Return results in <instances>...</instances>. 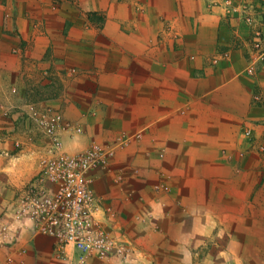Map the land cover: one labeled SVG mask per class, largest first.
I'll return each instance as SVG.
<instances>
[{"label": "crops", "instance_id": "1", "mask_svg": "<svg viewBox=\"0 0 264 264\" xmlns=\"http://www.w3.org/2000/svg\"><path fill=\"white\" fill-rule=\"evenodd\" d=\"M254 1L264 10V0ZM239 37L244 47L231 50ZM247 39L241 20L206 12L204 0H0V264L67 263L54 257L52 238L35 233L26 218L16 219L13 213L16 196L38 173L39 157L48 153V143L32 140L16 123L12 109L30 103L51 106L79 125V133L59 131L68 154L84 150L90 140L118 133L126 127L119 122L129 121L126 130L146 129L152 156L160 146L170 156L180 153L179 162L166 153L161 161L176 173L169 196L186 200L181 193L185 185L198 179L209 182L213 196L208 190L202 196L206 201L212 197V205L203 202L192 216L205 217V235L227 236L211 242L201 236L205 242L196 239L194 247L209 244L208 249L226 253L193 262L183 254L174 264H264V195L231 192L235 180L247 185L253 180L229 176L211 181L182 171L219 160V149L234 140V122L248 113V108L213 107L234 106L236 92L249 93L250 82L238 78ZM224 51H230L228 60L213 67L206 64ZM258 70L264 80V63ZM12 87L15 94L10 93ZM218 88H225V98L212 96ZM182 107L185 113L177 114ZM256 133V142L264 145V122ZM135 151L126 160L141 161L142 150ZM210 153L211 158L205 155ZM114 168L123 171L125 162L118 161ZM129 171H123L124 178ZM89 175L97 196L118 202L117 223L137 244L125 232L131 204L119 203L123 197L112 190L106 172ZM137 247L147 261L158 264L153 243ZM75 253L71 246L64 247L66 257Z\"/></svg>", "mask_w": 264, "mask_h": 264}, {"label": "rangeland", "instance_id": "2", "mask_svg": "<svg viewBox=\"0 0 264 264\" xmlns=\"http://www.w3.org/2000/svg\"><path fill=\"white\" fill-rule=\"evenodd\" d=\"M260 6L254 0H243L240 2L230 0L228 7L223 3V0H204V10L206 12H213L220 19L232 17L235 20H241L248 29V39L245 41V53H243L245 54V61L239 70L238 78L240 82H250L249 93L246 95L242 92H236L235 100L238 103L234 106H213L214 108L226 107L229 109L234 107L235 110L239 111L248 108V113L244 114V116L239 115V118L234 122V140L230 147L224 146L219 149L217 155L219 160L205 162L207 166L203 169L182 170L189 171L187 173L191 175L207 176L208 180L211 181L219 178L224 179L229 176H235L240 179L250 177L253 181L249 185L242 184L241 180L236 181L234 179L235 183L231 186L233 189L231 192L240 196L248 193L264 195V145L263 143L256 142L257 128L263 125L264 122V84L262 83L264 80L259 78L260 74L258 70L259 65L264 63V10ZM246 18L253 21L246 23L244 21ZM89 21L98 23L97 20ZM230 47L231 50L244 47L243 40L240 37L234 38ZM229 53L230 51H224L210 56L206 64L213 67L220 60L226 61L229 59ZM10 93L15 94L16 88H10ZM211 93L213 97L220 96L225 98L224 96L227 95L225 88L215 89ZM44 105L30 103L26 104L23 108L15 106L12 110L16 113V123L25 128L26 134L32 140H37L40 143L44 142V145H46V138L29 118L31 112L37 111ZM52 109L59 112L57 109ZM185 111L186 107H182L177 109V114L183 115ZM68 122L71 124L76 123L69 119ZM119 124L126 125L125 128H128L130 122H119ZM125 128H122L118 133L111 136H105L98 140H90L100 151V156L97 157L95 164L87 171L86 177L91 198V216L93 221L101 227L105 235L104 252L100 254L96 248L84 252L76 246L69 244L66 246H71L76 251L75 255L71 256L73 258L66 257L64 250L62 253L57 254L53 251L54 257L60 261L66 260V264H92V261L104 264H151L144 258L137 247V244L147 246L149 243H153L152 250H154L153 252L158 260H160L158 264H170L169 262L174 264V260L178 262L183 254H186L192 262L195 258L197 259L201 256L219 255L221 252L216 248L208 249L210 247L209 244H206L207 247H204L205 245L200 248L194 247L196 239L201 242H205V239L207 242L218 239L225 241L227 236L225 233L205 235L203 227L206 223L205 217L192 216L194 214L192 210L199 208L203 202H206L208 206L212 205V197L207 198L208 201H206L202 196L206 194L207 190L209 191L207 195L213 196L209 182L198 179L196 182L192 181L188 185H185L181 193L186 200H179V197H176L177 195L169 196L174 191L173 177L176 176V173L161 164L166 153L165 147L160 146L157 148L158 150H155V155L153 153L152 156V153L146 147L149 141L146 129L141 128L129 131ZM244 130H249L248 138L243 136ZM172 136L171 141L173 143V139L176 138L173 133ZM208 148L210 149L211 147L208 146ZM135 150H142V160L138 161V159L134 161L132 158L129 161L126 160L127 156L130 155L131 157L133 152H138ZM167 154L170 159L175 156L173 159L174 163L179 162L180 153L176 152L175 154H171V156L170 152ZM211 154L205 155L211 158ZM116 161L125 162V169L121 170L124 172L130 170L127 173L128 177H123V171H115L117 170L114 168L117 163ZM227 163L233 167L229 168ZM123 165L121 167L124 168ZM94 170L106 172L112 190L116 194H119L120 197H123V201H119V203L129 202L131 204V212L126 217V221H128L130 227L127 230L125 227V232L137 244L124 236L125 233L122 231V227L117 223V220H121L118 202H104L103 197L96 195L92 186V176L89 175V172ZM153 175L156 176L155 179ZM130 177L134 181L130 182L128 179ZM149 179H153L154 181L148 183ZM175 182L177 184V180ZM29 223L32 226L30 221ZM32 229L35 232L33 226ZM201 236L205 237V239H201ZM184 241L187 242V247L184 246ZM198 244V246H202V243ZM225 253L226 250L221 254ZM70 259L71 261H69Z\"/></svg>", "mask_w": 264, "mask_h": 264}, {"label": "built area", "instance_id": "3", "mask_svg": "<svg viewBox=\"0 0 264 264\" xmlns=\"http://www.w3.org/2000/svg\"><path fill=\"white\" fill-rule=\"evenodd\" d=\"M223 3L228 7L230 0ZM29 118L46 138L48 153L39 158L38 173L16 196L14 217L27 218L35 232L52 238L56 254L62 253L69 244L84 252L96 248L98 253H103L105 235L91 216L86 177L100 151L91 141L76 154L62 150L59 131L79 133L81 130L77 123L63 119L61 113L50 106H41L31 112ZM243 136L248 138L249 130H244Z\"/></svg>", "mask_w": 264, "mask_h": 264}]
</instances>
